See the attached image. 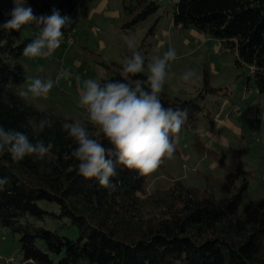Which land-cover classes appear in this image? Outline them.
<instances>
[{
    "label": "trees",
    "instance_id": "16d2710c",
    "mask_svg": "<svg viewBox=\"0 0 264 264\" xmlns=\"http://www.w3.org/2000/svg\"><path fill=\"white\" fill-rule=\"evenodd\" d=\"M121 2L126 16L122 27L127 30L159 9L156 0ZM27 5L37 17L51 15L53 9L64 16L73 7L72 0H27ZM12 7L0 5V24L10 18ZM172 14L174 26L192 27L234 52L236 66H248L255 88L264 93V0H177ZM25 26L29 38H23L21 30L0 29V125L24 132L34 142L38 121L49 118L54 127L40 138L51 140L54 148L44 161L25 157L17 163L6 152L0 155V177L9 181L0 191V228L19 235V264H264V199L241 207L250 171L222 163L224 177L208 188L177 179L153 192L146 190L148 176L120 164L115 187L105 189L95 178L80 176L78 161L71 156L76 144L62 129L73 120L39 110L18 95L26 79L23 49L41 28L35 23ZM101 65L106 70L101 81L123 79L122 68ZM129 79L148 87L142 74ZM161 100L166 107L187 110L182 130L194 127L197 103L164 93ZM81 122L95 132L86 119ZM95 138L109 146L102 136ZM196 140L194 145L203 151ZM43 202L58 212L40 207ZM46 217L68 220L77 236L38 225Z\"/></svg>",
    "mask_w": 264,
    "mask_h": 264
},
{
    "label": "rangeland",
    "instance_id": "374dc122",
    "mask_svg": "<svg viewBox=\"0 0 264 264\" xmlns=\"http://www.w3.org/2000/svg\"><path fill=\"white\" fill-rule=\"evenodd\" d=\"M176 1L156 0L159 9L134 29L127 30L122 27L126 16L121 0H72L73 7L68 9L67 15L73 24L64 29L60 47L51 58H23L26 79L18 90L26 88L28 77L55 79L61 71L70 70L72 78L61 80L46 98L25 100L39 110H51L81 121L86 118L84 109L78 107L76 75L81 77V84L88 78L104 79L106 70L101 62L115 64L122 68V73L123 62L131 54L125 37L135 38L144 57L141 74L146 78L154 58L163 57L169 48H174L177 59L169 62L163 93L169 98L193 100L200 109L196 112L194 127L180 133L173 158L165 159L159 170L147 177L146 190L166 189L177 179L205 189L214 185V179L224 177L223 164H226L252 174L243 208L257 198L264 199V93L255 88L249 67L236 66V54L222 48L219 40L192 27L173 25ZM0 5L13 6V0H0ZM20 35L29 38L26 26L21 28ZM188 70L195 73L192 85L180 80ZM196 139L204 145L203 151L194 145ZM214 190L220 196L218 190ZM39 205L58 212L54 205L45 202ZM38 225L56 229L71 238L77 236L66 219L46 217ZM20 256L19 235L0 228V264H19Z\"/></svg>",
    "mask_w": 264,
    "mask_h": 264
},
{
    "label": "clouds",
    "instance_id": "9594fccd",
    "mask_svg": "<svg viewBox=\"0 0 264 264\" xmlns=\"http://www.w3.org/2000/svg\"><path fill=\"white\" fill-rule=\"evenodd\" d=\"M8 15L10 18L0 24V29L18 32L25 25H41L39 35L23 49V56L30 60L51 58L61 45L63 30L73 24L70 16H61L57 9H53L51 15L37 17L27 0H13ZM125 43L131 54L123 62L122 80L88 78L81 84V77L75 76L79 88L78 107L84 109L86 121L95 132L90 133L80 120L62 125L67 137L76 144L71 156L78 161V174L84 179L95 178L105 189L115 187L117 164L137 171L141 176L157 172L165 159L173 158L188 118L186 109L166 107L161 100L169 62L177 59L176 50L169 48L163 57L154 58L149 65L148 87L145 88L143 81L137 80L133 84L129 79L144 71V57L135 38L125 37ZM72 76L71 71L65 69L55 79L28 77L26 88L18 95L22 99L46 98L61 80H70ZM180 80L184 84H194V71L184 72ZM53 127V120L41 118L33 130V142L26 133L0 125V155L6 152L17 163L25 157L46 160L54 144L40 137L46 129ZM100 136L109 146L95 138ZM8 184L7 177H0V191Z\"/></svg>",
    "mask_w": 264,
    "mask_h": 264
}]
</instances>
